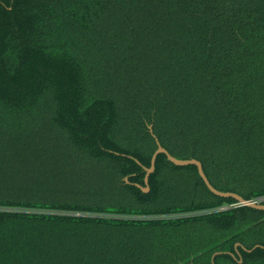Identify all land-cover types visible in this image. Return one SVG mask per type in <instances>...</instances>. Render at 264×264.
Instances as JSON below:
<instances>
[{
	"label": "trees",
	"instance_id": "obj_1",
	"mask_svg": "<svg viewBox=\"0 0 264 264\" xmlns=\"http://www.w3.org/2000/svg\"><path fill=\"white\" fill-rule=\"evenodd\" d=\"M151 126L172 156L200 161L216 189L264 196V0H0V184L19 179L4 164L70 155L80 178L103 169L106 185L140 205L0 198V207L170 216L0 210V264H212L217 252L215 264H264L254 249L264 211L202 214L237 201L213 195L196 166L160 154L150 191L137 186L157 150ZM167 169L191 171L170 183L212 200L145 206L164 192ZM238 242L254 250L239 257Z\"/></svg>",
	"mask_w": 264,
	"mask_h": 264
},
{
	"label": "rangeland",
	"instance_id": "obj_2",
	"mask_svg": "<svg viewBox=\"0 0 264 264\" xmlns=\"http://www.w3.org/2000/svg\"><path fill=\"white\" fill-rule=\"evenodd\" d=\"M51 151H49L50 154ZM57 154L56 152H53ZM62 153V152H61ZM66 155V153H62ZM35 157V158H34ZM32 160L22 161L16 163L12 161L11 164H4L8 166V177H19L18 180L13 182H3L6 181L1 179L0 184V198L12 199V200H32L35 202H78L87 205H100V206H128L132 205L134 207L140 206L137 201H135L127 192L116 191L110 185H106V182H113L111 176L105 170H98L94 177L83 180L80 178L75 170L69 169L65 162L69 160L70 155L64 159L59 157V155H52L45 157L34 156ZM3 168V167H2ZM0 168V173L3 175L7 168ZM100 168V167H99ZM95 172V171H94ZM191 171L189 170H173L167 169L163 173V189L164 192L159 198L149 202L148 208H160L167 205L174 204H189L192 202H201L206 200H212L209 193L203 189L200 191H193L187 187H176L173 186L174 181L172 178L177 176L189 177ZM6 176V175H4ZM84 177H86L84 175ZM258 186V185H255ZM174 188H177L174 190ZM179 188V189H178ZM249 189V188H246ZM245 193V191H244ZM249 194V191L247 195ZM258 201L264 203V196L253 197L249 201ZM238 204H225L220 207V210L227 208H235ZM216 209V208H215ZM1 211L7 212H24L28 214L33 213H45V214H55V215H69L75 217H115L119 219H158V218H170L164 217H135V216H116L109 214H94L86 212H62V211H47V210H32V209H20V208H5L0 207ZM216 211L214 209L208 210ZM201 214V213H199ZM189 215H196L192 213ZM156 216V215H154ZM172 217H181V215H173ZM252 239H256L252 237ZM258 240V239H257ZM239 243V242H238ZM248 247V246H247ZM256 247V246H255ZM257 248V247H256ZM252 250V249H251ZM246 251L249 250L246 248Z\"/></svg>",
	"mask_w": 264,
	"mask_h": 264
},
{
	"label": "water",
	"instance_id": "obj_3",
	"mask_svg": "<svg viewBox=\"0 0 264 264\" xmlns=\"http://www.w3.org/2000/svg\"><path fill=\"white\" fill-rule=\"evenodd\" d=\"M151 130V134L153 135L156 144H157V150L155 151V153L152 156V160H151V167L150 168H144V170L146 171V176H145V184H146V188L141 187L140 185H137L138 187H140L142 189V191L144 193H148L150 191L149 188V177L150 175L155 171V164H156V160L157 157L160 154H164L166 155L167 159L169 162H171L173 165L177 166V167H187V166H196L199 176L201 177V179L203 180L204 184L206 185V187L208 188V190L215 196L220 197V198H225V199H229L232 198L234 200L237 201V204L239 207H249L252 209H256V210H260V211H264V204H260V203H256L253 201H249L246 200L244 197H242L239 194H236L234 192H223L220 191L218 189H216L209 181V179L207 178L204 169H203V165L200 161H198L197 159H179L176 158L174 156H172L165 148H163L159 142V140L156 138V136L152 133V126L150 127ZM238 246H241L240 244H236L235 248L237 249ZM259 247V246H256ZM256 247L254 249H256ZM261 247V246H260ZM252 250H249L248 252H251ZM222 254V252H217L213 255L212 258V264L214 263V259L217 255ZM242 262V260H240V263Z\"/></svg>",
	"mask_w": 264,
	"mask_h": 264
},
{
	"label": "flooded vegetation",
	"instance_id": "obj_4",
	"mask_svg": "<svg viewBox=\"0 0 264 264\" xmlns=\"http://www.w3.org/2000/svg\"><path fill=\"white\" fill-rule=\"evenodd\" d=\"M237 244H240L241 246H238L237 249L235 248V251H236V254H235V255L241 257L238 248H242L244 251H246V248H247L246 246H247V245L245 246L244 244H242V243H240V242L237 243ZM235 246H236V245H235ZM257 246H259V245H257ZM260 246H261L262 248H264V246H262V245H260ZM260 246H259V247H260ZM247 249H248V248H247ZM248 250H250V249H248ZM253 250H254V249H253ZM253 250H252V251H253ZM226 253L229 254L230 256H232L233 258H235V255H234L233 253H230V252H226Z\"/></svg>",
	"mask_w": 264,
	"mask_h": 264
},
{
	"label": "built area",
	"instance_id": "obj_5",
	"mask_svg": "<svg viewBox=\"0 0 264 264\" xmlns=\"http://www.w3.org/2000/svg\"><path fill=\"white\" fill-rule=\"evenodd\" d=\"M253 202H256V203H260V204H264L263 202H258V201H253ZM229 208H227V209H224V210H220L219 208L218 209H214V210H216V211H210V212H208V213H212V212H217V211H226V210H228Z\"/></svg>",
	"mask_w": 264,
	"mask_h": 264
}]
</instances>
